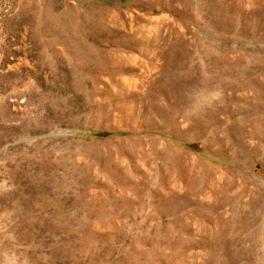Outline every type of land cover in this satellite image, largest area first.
Instances as JSON below:
<instances>
[{"label": "rangeland", "instance_id": "obj_1", "mask_svg": "<svg viewBox=\"0 0 264 264\" xmlns=\"http://www.w3.org/2000/svg\"><path fill=\"white\" fill-rule=\"evenodd\" d=\"M0 264H264V0H0Z\"/></svg>", "mask_w": 264, "mask_h": 264}]
</instances>
